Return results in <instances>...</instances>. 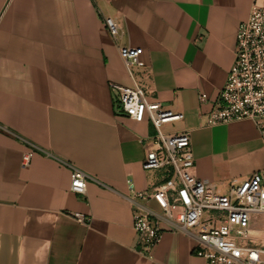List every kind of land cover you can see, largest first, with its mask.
I'll use <instances>...</instances> for the list:
<instances>
[{
  "label": "crops",
  "instance_id": "0c3cea01",
  "mask_svg": "<svg viewBox=\"0 0 264 264\" xmlns=\"http://www.w3.org/2000/svg\"><path fill=\"white\" fill-rule=\"evenodd\" d=\"M253 1L0 0V264H206L195 239L165 222L151 252L138 244L127 182L146 190L166 169H143L155 129L127 117L110 87L134 83L104 17L119 23L120 44L143 49L134 75L149 99L183 113L166 130L190 132L196 176L226 191L264 170L251 120L204 118ZM27 143L38 150L24 168ZM63 162L89 175L86 195L70 191Z\"/></svg>",
  "mask_w": 264,
  "mask_h": 264
},
{
  "label": "built area",
  "instance_id": "2783aa9c",
  "mask_svg": "<svg viewBox=\"0 0 264 264\" xmlns=\"http://www.w3.org/2000/svg\"><path fill=\"white\" fill-rule=\"evenodd\" d=\"M104 21L134 83L132 87L111 83L110 87L118 91L127 117L137 122L147 119L155 129L154 136L147 138L150 145L143 169H166L165 179L146 190L127 182L130 193L126 198L142 251L149 253L160 242L165 222L168 230L195 239V255L206 264H264V170L232 179L226 191L197 177L190 132L166 130L182 121L183 113L149 99L146 87L134 75L135 69L146 68L141 60L143 49L120 44L119 23L112 17ZM200 99L204 102L206 96ZM204 118L206 126L251 120L264 138V0H254L248 19L239 24L233 64L213 109ZM28 146L22 155L24 168L31 165L38 150ZM63 163L71 171L70 191L86 195L89 175ZM151 201L159 211L149 206ZM72 216L80 223L89 221L82 214Z\"/></svg>",
  "mask_w": 264,
  "mask_h": 264
}]
</instances>
